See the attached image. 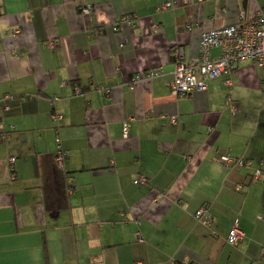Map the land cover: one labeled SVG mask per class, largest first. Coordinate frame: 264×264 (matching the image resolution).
<instances>
[{"label": "crops", "instance_id": "0c3cea01", "mask_svg": "<svg viewBox=\"0 0 264 264\" xmlns=\"http://www.w3.org/2000/svg\"><path fill=\"white\" fill-rule=\"evenodd\" d=\"M259 11L264 0H0V264H264L260 69L238 63L181 98L168 85L173 48L196 60L202 31ZM203 204L209 226L194 218ZM234 224L244 237L230 244Z\"/></svg>", "mask_w": 264, "mask_h": 264}, {"label": "built area", "instance_id": "2783aa9c", "mask_svg": "<svg viewBox=\"0 0 264 264\" xmlns=\"http://www.w3.org/2000/svg\"><path fill=\"white\" fill-rule=\"evenodd\" d=\"M169 4H162L159 6L160 9L169 8ZM93 11V6L91 4H86L79 9V12L83 16H89ZM239 25L232 26H222L219 28H213L204 30L200 33L199 40V56L196 60H186L182 49L173 48L172 50V60H173V70L172 79L168 83L170 91L175 97H184L190 95L193 92H204L206 91V83L210 80H214L221 76L222 74H232L237 67L238 63L251 61L255 66H257L261 71V77L259 81V87L261 92L264 94V11L257 12L256 16L249 20L245 15H240ZM121 22L128 27L133 29L137 26L134 24L129 17H122ZM158 26H152L154 32L158 31ZM115 31L118 29H114ZM49 48L53 49L55 44L50 42L48 44ZM215 48L220 49L221 54L216 58L210 56L211 51ZM160 72H151L144 76L146 78H152L158 76ZM142 75L137 76L132 82L140 78H144ZM227 85H231L226 82ZM65 85V84H63ZM74 95L82 97L83 94L78 87L73 88ZM57 98L51 100V105H53ZM230 101V100H229ZM6 109V108H4ZM231 113L234 114L236 109L231 106ZM51 120L53 122L61 119V116L57 113L51 114ZM169 122L172 125L177 124V119L175 117L169 118ZM128 122L122 125V134L124 138L129 137ZM209 132H212L209 129ZM6 134L0 133V142L5 140ZM57 144V156L56 162L58 164L62 163L63 152L60 146V140H56ZM15 163V158L9 160V164ZM220 163L226 166L234 167H244L246 162L241 159H234L230 156H222L220 158ZM262 162H259V167L262 166ZM263 171L256 169L251 176L252 182H257L261 180ZM134 184L138 187H149L148 181L144 177H138ZM242 185H237L236 190H240ZM209 206L203 204L194 214V218L202 222L205 226H209L211 223V218L208 215ZM138 242H142L139 233L135 234ZM243 233L234 224L233 228L229 232L227 242L230 244H236L243 240ZM256 264V263H252Z\"/></svg>", "mask_w": 264, "mask_h": 264}, {"label": "trees", "instance_id": "16d2710c", "mask_svg": "<svg viewBox=\"0 0 264 264\" xmlns=\"http://www.w3.org/2000/svg\"><path fill=\"white\" fill-rule=\"evenodd\" d=\"M53 113H55V111H54V110H52V114H53ZM60 146H61V145H60ZM61 149H62V152L64 153V154H63V158H64V156H65L66 152H65V150H64L62 147H61ZM56 157H58V156H57V154H55V158H54V159H55V161H56ZM56 163H57V162H56ZM57 164H58V163H57ZM59 165H61V164H59Z\"/></svg>", "mask_w": 264, "mask_h": 264}, {"label": "rangeland", "instance_id": "374dc122", "mask_svg": "<svg viewBox=\"0 0 264 264\" xmlns=\"http://www.w3.org/2000/svg\"><path fill=\"white\" fill-rule=\"evenodd\" d=\"M126 17H129L130 20H131L134 24H136L135 21H134V19H133L130 15H126ZM129 28H130V30L133 29L132 27H129Z\"/></svg>", "mask_w": 264, "mask_h": 264}]
</instances>
